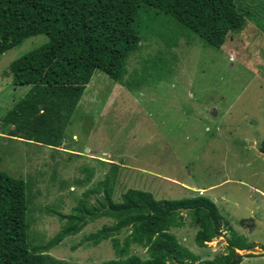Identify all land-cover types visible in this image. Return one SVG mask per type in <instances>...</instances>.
Listing matches in <instances>:
<instances>
[{"label":"rangeland","instance_id":"obj_1","mask_svg":"<svg viewBox=\"0 0 264 264\" xmlns=\"http://www.w3.org/2000/svg\"><path fill=\"white\" fill-rule=\"evenodd\" d=\"M234 2L247 25L220 48L180 32L174 44H167L161 33L150 30L127 62L125 78L139 76L138 85L130 89L96 70L60 147L10 138L6 131L16 133L15 126L4 119L28 90L13 85L5 72L47 36H30L0 55V169L27 183L30 243L47 241L60 229L63 221L47 209L70 213L84 191L116 169L114 200L128 188L149 191L156 199L207 196L232 231L251 247L255 244L237 252L255 255L242 257L239 264H264V153L259 150L264 139V0ZM154 63L156 68L143 70ZM97 196L91 194L88 201ZM183 215V226L171 233L196 255L195 261L225 253L229 237L238 243L235 234L222 231L197 246V227ZM112 222L95 219L47 254L60 264H106L116 257L110 239L93 246L84 238ZM127 233L116 234L120 243ZM131 248L141 260L147 257L146 249Z\"/></svg>","mask_w":264,"mask_h":264},{"label":"trees","instance_id":"obj_2","mask_svg":"<svg viewBox=\"0 0 264 264\" xmlns=\"http://www.w3.org/2000/svg\"><path fill=\"white\" fill-rule=\"evenodd\" d=\"M246 25L234 0H0V55L30 36L44 34L48 39L13 60L5 72L13 85L28 89L4 116L16 131L7 134L60 147L64 129L96 70L130 89L138 85L139 76L125 78L127 62L150 30L161 33L167 44H174L180 32L220 48ZM147 68L156 65L143 70ZM259 150L264 153V139ZM115 173L111 170L84 191L70 213L47 209L63 222L51 238L34 244L28 238L27 183L0 169V264H60L47 252L101 217L113 222L84 239L93 246L110 239L116 259L106 264H239L242 257L255 256L236 253L255 244L251 247L232 231L209 197L156 199L149 191L128 188L116 201ZM93 193L99 196L90 203ZM184 213L197 227V246L204 247L222 231L235 234L238 243L229 237L225 253L195 261L196 255L171 233L183 226ZM123 229L128 233L120 243L116 234ZM132 245L146 249L147 257L141 260L133 254Z\"/></svg>","mask_w":264,"mask_h":264},{"label":"water","instance_id":"obj_3","mask_svg":"<svg viewBox=\"0 0 264 264\" xmlns=\"http://www.w3.org/2000/svg\"><path fill=\"white\" fill-rule=\"evenodd\" d=\"M86 150H88V149H86ZM243 250H245V249H242V250H241V249H236V253L239 252V251H243ZM251 252H253V253H258V252L254 251V250L251 251ZM247 253H250V252L248 251ZM242 256H243V254H242Z\"/></svg>","mask_w":264,"mask_h":264},{"label":"crops","instance_id":"obj_4","mask_svg":"<svg viewBox=\"0 0 264 264\" xmlns=\"http://www.w3.org/2000/svg\"><path fill=\"white\" fill-rule=\"evenodd\" d=\"M9 132H11V133H12V131H10V130H9L7 133H9ZM12 134H13V133H12ZM9 136H10V135H9ZM13 136H15V135H13ZM16 137H18V136H16ZM13 138H14V137H13ZM19 138H21V137H19Z\"/></svg>","mask_w":264,"mask_h":264},{"label":"clouds","instance_id":"obj_5","mask_svg":"<svg viewBox=\"0 0 264 264\" xmlns=\"http://www.w3.org/2000/svg\"><path fill=\"white\" fill-rule=\"evenodd\" d=\"M13 137L16 138V136H12V137L10 136V138H13ZM18 138H19V137H18Z\"/></svg>","mask_w":264,"mask_h":264},{"label":"bare ground","instance_id":"obj_6","mask_svg":"<svg viewBox=\"0 0 264 264\" xmlns=\"http://www.w3.org/2000/svg\"><path fill=\"white\" fill-rule=\"evenodd\" d=\"M86 151H89V149H88V150H86Z\"/></svg>","mask_w":264,"mask_h":264}]
</instances>
